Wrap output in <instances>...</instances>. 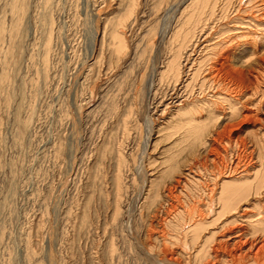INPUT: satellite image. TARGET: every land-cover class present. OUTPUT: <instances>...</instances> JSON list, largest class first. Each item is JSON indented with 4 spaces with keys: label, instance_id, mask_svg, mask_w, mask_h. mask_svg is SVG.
<instances>
[{
    "label": "rangeland",
    "instance_id": "obj_1",
    "mask_svg": "<svg viewBox=\"0 0 264 264\" xmlns=\"http://www.w3.org/2000/svg\"><path fill=\"white\" fill-rule=\"evenodd\" d=\"M11 1L0 0V264H225L238 228L261 245L264 229L237 216L264 211V195L217 211L225 183L264 170V103L248 97L254 119L230 131L210 122L220 141L205 146L161 130L174 110L161 113L157 76L190 0H139L121 61L101 37L130 0H60L46 64L43 0H24L13 42Z\"/></svg>",
    "mask_w": 264,
    "mask_h": 264
},
{
    "label": "bare ground",
    "instance_id": "obj_2",
    "mask_svg": "<svg viewBox=\"0 0 264 264\" xmlns=\"http://www.w3.org/2000/svg\"><path fill=\"white\" fill-rule=\"evenodd\" d=\"M59 1L43 0V10L39 17L41 23L38 27L39 30L36 29L40 32L39 36L43 38L42 61L44 64H46V57L50 51V33H52L53 21L51 11L56 10V8L55 10L52 8L57 6ZM144 2L146 3L147 0ZM138 5L139 0H130L126 6V12L119 18L111 20L104 27L105 31H103L101 38L105 40L110 55L115 56L118 61H121L128 54L127 33H124L123 28L126 29L127 27L128 32L134 24V13ZM24 8V0L11 1L10 11L11 17L13 16V23L11 22L12 25L8 31L11 42H13V37L17 35L18 27L24 19ZM36 8L38 11L41 6L39 8L36 5ZM34 14L36 15V13ZM130 17L131 21L128 25L127 21ZM36 20L34 19L35 22ZM179 22L181 25L179 24L180 26L175 28L169 38L170 41L168 40L170 45L167 43V49H169V51L167 50L168 56L166 54L167 61L164 62L163 70L157 76L158 86L160 90H163L162 99L159 102L165 103L164 108L161 107V113L174 110L172 113L170 112V118L168 121L165 120L166 123L161 130L167 129L168 135H166L169 139L176 137L175 143L190 138L205 146L210 140L215 142L219 136V132L207 131L210 122L215 124L220 119L225 120L222 129L223 131L226 129L230 131L240 122L248 123L245 120L254 119L245 114V110L243 111L244 114L241 113L242 108L244 109L246 106L244 102L248 97L257 96L256 102L252 101L251 103V106L256 107L257 111L260 109L259 106L264 103V0H190L187 10L181 15ZM4 31V26L0 23V48ZM135 53L137 55V46ZM132 61H135L134 58ZM3 69L0 73V88H2L3 79L7 80L6 72ZM173 93L175 97H172ZM169 94L172 101L168 103L164 100ZM240 97L244 99L242 100ZM263 141L264 137L261 142ZM121 162L119 161L118 165L122 164ZM114 181L118 194L121 188L118 175ZM238 182V185L232 187H229V183H225L218 198L220 207L217 211V217L224 214L228 215L229 212L232 213L236 209L239 211L240 205L247 203L250 198H254L257 205L262 200L264 170H257L252 177L249 175L238 177ZM258 208L260 210L256 214L243 213L237 216L242 220L246 219L245 221L248 222L255 234L264 229V211L260 207ZM240 218L239 220H241ZM230 221L234 222L236 219L231 216L225 223ZM198 227L197 224L193 231H197ZM230 230L232 231V229ZM229 232L228 237L232 235V232ZM237 233L241 235L239 236ZM243 233L240 228L237 229V237L233 240L234 252L237 254L225 252V264H250V261L251 264H264V257L260 256V252L264 250V232H262L263 238L259 247L256 244L257 240H243L244 237H241ZM252 255L254 256L253 259H248Z\"/></svg>",
    "mask_w": 264,
    "mask_h": 264
}]
</instances>
